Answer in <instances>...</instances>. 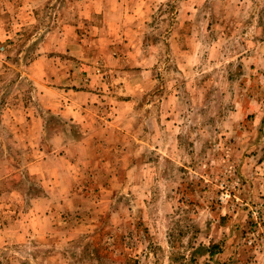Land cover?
Masks as SVG:
<instances>
[{
  "label": "rangeland",
  "instance_id": "1",
  "mask_svg": "<svg viewBox=\"0 0 264 264\" xmlns=\"http://www.w3.org/2000/svg\"><path fill=\"white\" fill-rule=\"evenodd\" d=\"M0 264H264V0H0Z\"/></svg>",
  "mask_w": 264,
  "mask_h": 264
}]
</instances>
